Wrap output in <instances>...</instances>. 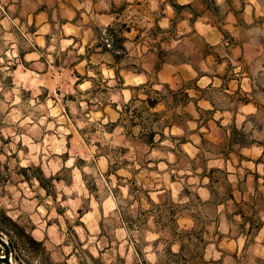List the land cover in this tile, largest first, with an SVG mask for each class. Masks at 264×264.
<instances>
[{
	"label": "clouds",
	"instance_id": "1",
	"mask_svg": "<svg viewBox=\"0 0 264 264\" xmlns=\"http://www.w3.org/2000/svg\"><path fill=\"white\" fill-rule=\"evenodd\" d=\"M0 264H264V0H0Z\"/></svg>",
	"mask_w": 264,
	"mask_h": 264
}]
</instances>
